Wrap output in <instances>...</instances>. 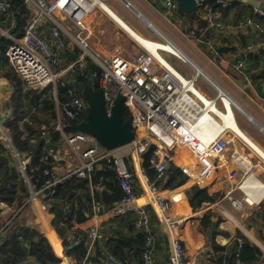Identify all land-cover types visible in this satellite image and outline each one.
<instances>
[{
	"label": "crops",
	"instance_id": "0c3cea01",
	"mask_svg": "<svg viewBox=\"0 0 264 264\" xmlns=\"http://www.w3.org/2000/svg\"><path fill=\"white\" fill-rule=\"evenodd\" d=\"M214 1L217 3L218 0ZM223 1L226 3L238 1L241 6H247L250 10L252 7L264 10V0ZM90 2L91 7L88 8L84 20L83 34L88 37V43L93 52L105 57L115 47L123 46L134 52L133 56L128 58H134L139 53L137 45L144 46L147 41L145 38L157 39L153 32L162 34L194 62L211 81L216 83L231 100V102L226 101V104L231 105V110H228L226 115L231 130L224 131L225 138L229 142L224 158L229 166L237 165L234 177L229 176V166L222 165L219 161L218 168L213 171L210 179L193 185L187 178L181 185H191L197 190H206L214 197L213 202L203 203L199 208L193 209L191 202L187 200L192 194L191 189L184 190V202H169L168 191L181 187L178 186L169 190L156 189L163 192V196L167 198L164 200L165 203L159 205L150 195L152 192L146 183L149 180L145 175L142 155L134 152L126 153L125 160L130 172L134 175V186L138 195L137 204L134 202L131 208L150 207V211L159 223L157 235L153 237V262L165 264L167 252L170 259V247L173 240L179 239L190 264H216L213 243L216 242L228 249L234 240L238 242L237 232L264 253V243L259 241V235L264 237V231H262L264 230V36L256 34L250 28L235 27L238 20L252 14L248 12L244 15L242 11L235 8L222 14L218 9L212 11L205 6L199 13V19L204 23L202 14L210 10L214 20L223 27L217 31L215 28H206L204 23L205 27L200 29V34L195 37L191 26L195 28L196 23L192 24L185 16L187 13L179 12V14L177 10L168 9L162 0H90ZM26 6L30 17L33 10L27 2ZM53 17L58 18L62 28L68 32L75 34L78 31L72 21L59 13L54 12ZM51 25L49 21L42 20L39 31L51 49L57 53L59 49L50 35ZM0 33L6 37L8 35L1 28ZM132 43L133 46H131ZM157 45L161 50L180 56L178 50L169 43ZM74 49L78 47L73 42L65 40L64 49L61 51L64 55L67 52L72 53ZM258 50L262 53H257ZM150 51L154 56L158 55L154 50ZM248 54H251L253 58L248 57ZM175 59L177 61L172 64L180 72L189 76L191 71L187 65L180 59ZM239 64L242 67H239ZM196 86L205 96L214 97L215 93L206 81L199 79ZM11 91L12 87L8 81L0 77V122L9 114V105L5 108V104H8ZM210 91H213V96H210ZM219 109H222L220 102ZM217 128L208 122L198 123L193 131L197 134L204 132L212 136L218 131ZM65 154H69L67 149ZM65 165L66 171H69L76 166V160L72 157L71 162L66 161ZM183 165L190 170L198 169L192 161H185L181 156L176 155L168 171ZM229 194L242 202L241 210L233 207L227 197ZM153 197L155 198V195ZM30 203L33 217L29 215L26 222L35 226L45 238V241L36 249V254L48 261V264H52L49 262L52 257L57 259L56 264H75L74 260L65 255L62 236L51 226L53 216L44 205L43 198ZM99 207L101 206L96 208L91 219L73 224L70 232L86 233L88 228L95 226L103 235V231H109L108 224L116 215L129 210L127 207H114L104 211L101 207L102 213H99ZM207 211L212 212L213 215L208 224L202 226L200 221ZM169 218H182L183 222L181 225L171 224V221H168ZM161 235L166 238L168 250L161 242L155 245ZM102 240L95 243L92 249L90 256L92 264H109L106 256L110 253L103 247ZM97 247L101 249L104 258L93 261Z\"/></svg>",
	"mask_w": 264,
	"mask_h": 264
},
{
	"label": "built area",
	"instance_id": "2783aa9c",
	"mask_svg": "<svg viewBox=\"0 0 264 264\" xmlns=\"http://www.w3.org/2000/svg\"><path fill=\"white\" fill-rule=\"evenodd\" d=\"M9 1L0 0L1 13L6 12ZM162 1L168 9L176 10L175 0ZM26 2L31 6L33 13L26 21L21 38L16 39L7 35L11 40V45L5 53L7 60L22 81L25 90L42 91L48 86L52 87L55 95L57 129L62 134L68 153L76 160V166L69 170L67 176L75 175L83 178L86 174L101 170L115 178L123 193V197L115 204V207H127L128 211H134L137 214L136 227L147 235L142 263L154 264L152 259L153 237L150 234L148 213L141 207L131 208L138 195L134 186V175L130 172L125 160L126 153L134 152L142 155L152 146L153 153L150 163L157 170L158 177L168 171L175 156L178 155L185 161H192L198 167L196 170H190L184 165L177 168L189 178L193 185L210 179L213 171L218 168L219 161L222 165L229 166L224 158V152L229 145L224 131L231 130L229 119L226 117L228 110H231V105L226 104V101L231 102V100L216 83L211 81L194 62L162 34L154 32L160 42L145 38L146 43L144 46H138L140 52L134 58H128L120 47H115L108 56L102 57L92 51L88 37L83 34L85 32L84 20L88 8L91 7L90 0H26ZM196 3L198 6L197 0ZM217 3L222 7L228 4L223 0H218ZM251 11L252 16L241 18L235 27L250 28L256 34L264 36V24L260 22V18L264 17V10L252 7ZM54 12L72 21L78 31L72 34L63 29L60 20L53 17ZM42 20H47L52 24L50 35L55 40L58 49H64L65 40L73 42L78 47L80 52L74 61L62 66L57 53L40 35ZM202 20L206 28H215L218 31L223 27L214 20L210 10L202 14ZM158 43H169L178 50L180 56L161 50ZM150 50H154L158 55L154 56ZM164 54L180 59L187 65L191 74L188 76L180 72L163 56ZM87 60L92 61L98 69V72L92 73L91 77L96 81L97 90L103 97L107 115H110L117 97L121 98L122 105L130 113L133 139L124 147L106 150L91 135L77 131L69 136L62 133L60 118L63 116L68 120H75L88 107L84 98L78 96L75 89L70 86L67 88L68 82L63 76L85 69ZM238 66L242 67L241 64ZM199 79L206 81L214 91L213 98L205 96L197 88L196 83ZM58 87L66 88V100L61 104L56 94ZM219 102L222 109H219ZM207 122L218 127L216 134L213 133L211 136L204 132L197 134L193 131L197 123ZM0 138L11 148L19 172L25 176V168L30 158L21 156L11 147L9 139L3 132L1 122ZM58 158L52 149H48L44 160L55 161ZM236 167L237 165L229 166L228 173L231 178L236 173ZM47 173L46 170L43 172L44 175ZM58 181L59 179L46 181L45 188ZM146 183L152 195L157 196L154 202H158L159 205L165 203L164 200L167 198L163 196V192L156 190L152 182L146 181ZM96 189L101 190V187L97 186ZM187 189H192L191 185L168 191L169 202H184V190ZM42 190L37 192L30 190L29 202L42 199ZM227 197L236 210H241L240 200L232 198L230 194ZM168 221L176 225H181L183 222L182 218H169ZM102 239V233L95 226L88 228L84 241L86 255L80 263L75 264H92L90 260L92 249L95 243ZM80 242L78 239L74 245ZM238 243H241L240 239ZM70 248L71 246L68 247ZM106 260L109 264H122L110 254H107ZM170 261L171 264H190L179 239H174L171 244ZM255 264H264V261Z\"/></svg>",
	"mask_w": 264,
	"mask_h": 264
},
{
	"label": "trees",
	"instance_id": "16d2710c",
	"mask_svg": "<svg viewBox=\"0 0 264 264\" xmlns=\"http://www.w3.org/2000/svg\"><path fill=\"white\" fill-rule=\"evenodd\" d=\"M205 6L212 11L218 9L222 14L234 8L242 11L244 15L248 12L252 14L249 7L241 6L238 1H231L225 7L214 0L199 1L195 14L185 15L193 25L196 23L195 28L191 26L195 37H198L200 29L205 27L199 19V13ZM29 13L26 0H10L6 12H0V28L13 38H21ZM260 21L264 24V17H261ZM10 45L11 40L0 33V77L6 79L12 87L8 99L9 114L4 121H1V126L11 147L21 156L29 157L30 161L23 176L19 172L17 161L13 158L11 148L0 138V264H48V261L36 254V249L45 238L35 226L26 222L29 215L33 217L29 202L30 190L37 192L41 189H43V203L53 216L51 226L62 236L65 255L80 263L86 255L84 245L86 233L70 232L72 225L91 219L98 206L104 211L114 208L123 197V193L115 178L101 170H95L83 178L75 175L67 176L69 171H66L67 159L64 158L66 147L62 134L57 129L55 95L52 87L48 86L42 91H25L5 55ZM257 53L262 51L258 50ZM78 54V49H74L72 53H64L62 66L74 61ZM248 57L253 58L251 54H248ZM94 72H98L97 67L92 61L87 60L85 69L67 73L63 78L66 81L74 80L82 84L90 80L92 88L97 90L96 81L91 77ZM66 86L68 88L70 85ZM56 94L59 104L65 102L66 88L58 87ZM77 95L82 97L78 93ZM87 114L88 107L75 120H68L62 116L60 118L62 133L66 136L75 134L73 126L85 121ZM129 114L122 105L120 108L122 120H126ZM48 149H52L59 158L55 161L44 160ZM152 153L153 147L150 146L142 154V160L145 175L156 189H174L186 182L187 176L175 168L158 177L157 170L150 163ZM45 170L48 172L47 175L43 174ZM57 179H59L57 183L45 188L46 181ZM97 186H100L101 190H97ZM190 193H194L190 204L193 209L199 208L203 203L214 201V197L206 190H197L194 187ZM144 210L148 213L150 234L154 237L158 231V220L150 211V207L146 206ZM212 215V212L207 211L200 221L201 225L206 226ZM136 220L137 214L134 211H127L116 215L108 224L109 231H103V247L122 264H143L142 253L145 250L147 235L136 228ZM237 238L241 243L234 240L228 249L216 242L213 243L216 264H255L264 261V253L255 244L240 232H237ZM78 239L81 242L74 245ZM259 241L264 243V237L259 235ZM158 242L168 250L163 235L155 245ZM153 248L154 243L152 255ZM99 258L104 257L101 249L97 247L93 261ZM49 262L56 264L57 259L52 257ZM164 263L171 264L169 252L165 256Z\"/></svg>",
	"mask_w": 264,
	"mask_h": 264
},
{
	"label": "water",
	"instance_id": "95a60500",
	"mask_svg": "<svg viewBox=\"0 0 264 264\" xmlns=\"http://www.w3.org/2000/svg\"><path fill=\"white\" fill-rule=\"evenodd\" d=\"M176 10L180 13L194 15L197 7L196 0H175ZM57 56L61 60L64 55L59 49ZM71 88L82 95L88 105V114L85 121L73 126L77 132L93 136L99 144L106 150H114L128 145L133 139L132 118L129 115L126 120H122L120 108L122 106L121 98L117 97L111 109L110 115H107L104 108V100L99 90H95L88 80L85 84L76 81L67 80ZM8 104H5V108ZM194 193L187 198L190 203ZM99 213L102 208L99 207ZM260 259V257H258Z\"/></svg>",
	"mask_w": 264,
	"mask_h": 264
},
{
	"label": "rangeland",
	"instance_id": "374dc122",
	"mask_svg": "<svg viewBox=\"0 0 264 264\" xmlns=\"http://www.w3.org/2000/svg\"><path fill=\"white\" fill-rule=\"evenodd\" d=\"M154 33V32H153ZM154 35V34H153ZM128 40H130V39H128ZM153 40H155V41H157V42H160L158 39H153ZM133 42V41H132ZM134 44L132 43V45L131 46H133ZM135 45H137L136 43H135ZM138 46V45H137ZM122 50H123V52H124V54L125 55H127V57H131V56H133V54H134V52L132 53L130 50H128V49H126V48H124L123 46H119ZM138 49H139V52H140V48L139 47H137ZM137 50H135V52H136ZM164 57H166L171 63H175V61H177L174 57H172V56H169V55H167V54H164L163 55ZM209 93H211L210 94V96H213L214 95V93H213V91H210ZM5 120V118H2V121H4ZM69 154H64V158H65V160L67 159V161L68 162H71V159H72V157L70 156ZM262 231H264V230H262Z\"/></svg>",
	"mask_w": 264,
	"mask_h": 264
},
{
	"label": "bare ground",
	"instance_id": "6f19581e",
	"mask_svg": "<svg viewBox=\"0 0 264 264\" xmlns=\"http://www.w3.org/2000/svg\"><path fill=\"white\" fill-rule=\"evenodd\" d=\"M139 46V45H138ZM198 124V123H197ZM244 188H246V187H244ZM151 195V197L153 198V201H155L156 200V196H155V198L153 197V195L152 194H150ZM137 201H135V204H137L136 203ZM139 202V201H138Z\"/></svg>",
	"mask_w": 264,
	"mask_h": 264
}]
</instances>
